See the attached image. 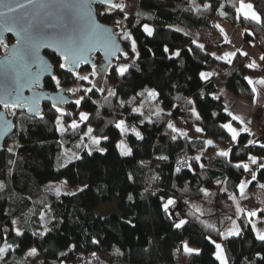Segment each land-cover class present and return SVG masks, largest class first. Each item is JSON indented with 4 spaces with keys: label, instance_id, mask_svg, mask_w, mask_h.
I'll return each instance as SVG.
<instances>
[{
    "label": "trees",
    "instance_id": "trees-1",
    "mask_svg": "<svg viewBox=\"0 0 264 264\" xmlns=\"http://www.w3.org/2000/svg\"><path fill=\"white\" fill-rule=\"evenodd\" d=\"M192 1L121 0L119 5L123 11L115 8V20L131 31L140 55L136 57L124 44L131 59L122 58L120 63L131 65L134 60L138 70L130 66L125 76L120 77L112 69L103 92L93 89L84 95L90 99L67 109L65 113L74 115L62 117L65 128L73 118L78 119L80 111L89 113V119L79 122L75 131H58L50 105L44 106V120L31 117L25 111L18 113L12 136L16 138V146L11 152L6 147L0 153V183L4 185L0 188V244L11 245L0 264L74 261L78 264H220L209 236L222 244L228 264H264L261 259L264 242L256 238L247 215L238 217L241 234L228 236L222 226L211 224V215L199 211L201 207L218 210L222 202L240 192L237 185L246 171L233 167L235 163H246L251 155L264 157L259 144L245 148L250 139L247 133L232 144L231 134L222 127L223 123L233 121L232 115L224 111L226 105L222 98L215 99L217 89L223 86L237 98L253 102L255 92L244 77L258 75L260 69L247 68L248 59L241 55L231 63L218 59L224 57L226 37L217 24H211L215 19L217 22L226 20L234 27L245 26L248 29L246 40L252 36L257 38L264 56V0H251L261 16L260 23L236 11L241 0H195L197 5ZM205 4L212 7L205 8ZM111 20L108 16L101 19L108 24ZM145 24L153 29L152 36L143 31ZM193 40L195 44L191 43ZM197 44L204 45L203 50ZM165 46L168 53L163 52ZM189 48L192 50L188 51ZM175 50L181 51V57L168 59ZM47 55L52 58L63 85L75 84L78 76L64 73L56 64V60L62 61L56 55ZM206 70L211 71L212 76L204 80L199 72ZM51 83L52 80H46V88L52 89ZM85 85L92 87L89 82ZM152 90L170 113L156 114L150 121L140 123L139 116L132 110ZM109 92L116 95L110 96ZM191 108L199 113V120ZM261 111L259 121L264 134V107ZM124 119L133 120L143 137L139 139L135 133L128 135L132 149L129 156L118 148L121 133L115 127ZM177 121L183 125V132L167 127V123ZM87 127H91L98 138L109 137L104 141L106 151H92L88 155L82 146L81 159L63 168L56 167L62 150L79 145ZM197 128L204 131L197 132ZM172 136H176L175 141ZM209 139L213 141L211 145L203 143ZM224 147L232 149L227 158L218 155ZM196 155H201L199 162L190 159ZM160 156L167 159H158ZM178 160H188L191 169L182 167L181 172L176 173ZM257 176L252 186L264 184V169L257 172ZM62 179L73 186L87 184L89 187L75 196H57L44 189V184ZM217 179L221 184L215 183ZM205 188L209 190L208 196L201 191ZM154 189H157L156 196L152 195ZM129 194L133 196L131 201ZM211 194L214 197L210 200ZM160 195L177 201V210L187 221L182 228L172 226V221L158 208L157 196ZM114 199L118 212L104 217L97 214L101 204ZM47 209L51 211L52 220L48 225L51 231L43 236L33 235L43 233L40 214ZM219 213L220 210L213 214L214 219ZM18 218L26 219L23 236L16 235L12 223ZM128 220L132 221L131 225L126 223ZM207 225H213L224 235L218 236L214 228ZM93 240L99 243H92ZM184 242L189 247L199 248L200 252L186 253ZM30 248L37 250V256L28 255ZM62 252L64 256L60 255ZM78 253L83 255L81 259H77Z\"/></svg>",
    "mask_w": 264,
    "mask_h": 264
},
{
    "label": "snow or ice",
    "instance_id": "snow-or-ice-1",
    "mask_svg": "<svg viewBox=\"0 0 264 264\" xmlns=\"http://www.w3.org/2000/svg\"><path fill=\"white\" fill-rule=\"evenodd\" d=\"M111 3V0H100V4H107ZM76 6L74 5H64L61 11L60 19L63 21V24L60 26L69 29L67 35H56L53 37H48L44 35V32L46 29H54L57 27V23H55L52 19H49L53 15L51 11H48L49 5L44 2V0H0V24H2L5 28V30L8 33H15L16 37H19L15 41L17 47L13 49V52L11 56L6 57V66L9 67L12 72L15 74L16 79H19L20 75V69L23 70L24 75L26 76L28 80V84L25 86H28L31 88V84L33 79L39 80V77L43 75L45 71H50V68L48 65H46L43 62V59L39 55L40 48H55L56 52H59L60 55L63 57L64 62L61 63L58 60H56L57 67L59 69H65L67 68L69 72H76V68L83 62L84 64H89L91 63V68L92 72L91 75L95 76L97 75V70L99 66V62L103 60L104 57H109V62L111 63V58L117 57V53H123V57L127 59H131L129 57V52L126 51L123 47H121L122 44H126L130 51L136 56L139 57L140 53L137 52V41L133 39L132 33L129 30L124 29L121 26V21L117 20L114 21L113 27L114 28H119L118 33H112L111 29L108 30L110 34H101L100 32L97 31L99 28V25L94 24V23H89L85 22L83 26H81L79 29H75L71 27L72 19H73V9ZM117 8H121V11H123L121 5H116ZM205 8H211L212 6L210 4H205ZM253 4L252 3H244L243 0H241L239 7L236 8V11L238 13H243L245 18L251 19L253 21H256L257 23L261 22V16L256 12V11H250L253 9ZM197 11H199V8H197ZM223 14V13H222ZM124 18L127 19V13H124ZM143 31L147 33L148 36H152L153 34V29L150 28L147 24L143 26ZM176 31H179L177 29ZM184 35H187L185 33ZM11 36L8 39V42L6 43L3 37H0V45H3L5 49H7L8 44L11 43ZM191 43L195 44L196 41H191ZM175 47V46H174ZM197 47L201 50H203L204 45L202 44H197ZM192 49L189 48L188 51H191ZM100 51L103 52L102 57H97L95 62H91L88 59L89 53ZM164 53H168L169 49L167 46L163 48ZM214 55V53H213ZM234 53L229 52L226 53L224 57H217L218 59H228V62L231 63L230 57H232ZM245 56L248 55V53H244ZM173 56L176 57H181V51L180 50H175L169 55L167 58L172 59ZM54 58V57H53ZM260 60L264 61V56L260 57ZM36 65V72H32V66ZM137 67L135 65V61L133 60L132 64L130 65L129 63H118L113 71L114 74L119 75L120 77H124L125 73L128 72L129 67ZM247 68L249 69H254L260 67L259 64L255 60H252L250 63L246 65ZM211 75L209 72H204L201 71L199 72V76L208 79V77ZM78 79L81 81H89V76L83 75L80 76L77 73ZM52 81H54V85L56 88H59L61 85V81L56 77V75H52L51 77ZM190 79V78H189ZM248 81L249 84H253L254 81L250 77H244ZM91 83V81H89ZM261 84H264V78H261L260 80ZM99 81L96 83L92 84V87L90 88H74V87H66L62 88L61 92L62 93H72L76 98L74 100V104L76 106H80L81 102L84 101L85 99H90L88 96H80L78 95L81 91H84L86 94L91 93L93 89L95 88L96 91L103 92L104 89L99 87ZM253 92H256L255 87L252 89ZM23 93V86L20 87L17 91V96L14 101L9 102L7 99L0 100V104H3L5 109H16V108H22L24 105L21 103L22 100H26L22 96ZM32 102L33 104L39 103V98L44 95V93H37L35 89H32ZM110 96H115V92H109ZM151 95L153 97H156L158 94L153 91L151 92ZM59 99L63 102H67L66 98L64 95H61ZM107 100V97L105 98ZM215 99H219V97H215ZM123 102H121L122 104ZM192 101H189V104H191ZM174 107V106H173ZM30 111H35L36 114H39V109H32L31 106H29ZM52 109H54L53 112V119L54 123L57 125H60L58 128L59 131L65 132L68 131L69 129L75 131L79 127V122L82 121H87L89 119V113L80 111L78 115V119L73 118L71 120V124L68 125L67 128L63 127L61 125V117L63 116H68V117H73L72 112H67L65 113L63 108H57L55 99L53 100L52 104ZM134 112L140 111V109H133ZM158 110L157 114H159ZM190 111L195 115L196 119H200L199 113L196 112L195 108H191ZM225 112H227V108L224 109ZM55 113H59V115H56ZM13 116H16L17 113L13 111L11 113ZM99 115V113H97ZM212 115H217L216 113H212ZM231 115V113H229ZM44 116L41 115L40 119L44 120ZM233 119L239 120L241 124L244 123L243 119L239 116L233 117ZM143 123V121H141ZM124 120H120L119 123L115 124V127L120 130L121 133L125 132L126 129L124 128ZM168 128H173L172 123H167ZM222 127L226 129L230 134H231V140L232 141H237V137L240 135V132L237 131L236 128L232 126L231 123H223ZM179 131L178 129H176ZM93 129L88 128V133H92ZM135 131V130H134ZM197 132H203L204 130L201 128L196 129ZM241 131L245 133H249L251 131L250 128L244 127L241 129ZM135 135L139 139H143V137L140 135L139 132H135ZM183 136H187V133H181ZM102 139L107 141L109 137L107 135H103ZM171 139L173 141L176 140V136H172ZM92 143L95 145L100 144V139L93 137L92 138ZM203 143H206L208 145H211L213 143L212 140H206L203 141ZM123 141L120 142V145L122 146ZM259 144V148L261 150H264V143H261L258 140L255 139H249L247 140V144L245 145V148L247 145H252L256 146ZM84 147H88L87 145H84ZM244 150V149H241ZM8 152L12 151V148L7 149ZM98 151H105L104 148H99ZM232 151L231 148H229L227 151H220L218 155L220 157H229L230 152ZM92 154V149L89 148L88 150V155ZM123 155L129 156L131 155V150L123 151ZM76 160L81 159L80 157H75ZM158 159L161 160H166L167 157L165 156H160ZM194 162H199L201 160V155H196L194 157L190 158ZM249 161L251 164L256 165L255 170H250L249 169V164L248 163H235L233 167L235 168H242L244 171L249 172L250 174V179L249 180H241L237 187L240 190V195L244 196L245 195V188L247 184H251L253 181L257 180V172H259L261 169H264V159H258L257 156L251 155L248 157ZM72 160L69 159L65 162V164L60 165V168L66 167L68 164H71ZM201 168L204 167L203 164L199 165ZM188 168L191 169L192 165L189 163L188 160H178L177 161V167L175 168V172L179 173L181 172V168ZM59 171V168L57 169ZM203 175L204 173H200ZM130 180L132 179L131 175L128 177ZM216 184H221V181L217 179L215 181ZM262 188H264V185H260ZM4 185L0 183V188H3ZM89 186L87 184H84L83 187H78L76 191H69L66 192L65 195L67 196H75L76 192L83 193ZM49 191H55L56 195L59 196L60 189L59 188H49ZM147 191V189H145ZM201 191L204 192L205 196H208L209 190L208 189H201ZM226 191V189H224ZM143 195V194H141ZM152 195L156 196V192H153ZM232 200H235L236 197L230 196L229 197ZM128 200H133V196L131 194L128 195ZM157 201H158V208L162 209L164 214L169 218V220L172 221V226H174L177 229L182 228L187 221L184 218H181L180 211L177 210V201L173 199L172 197H165L164 195L157 196ZM171 207V211H170ZM237 211L243 214V209L237 205ZM264 211V210H261ZM257 216V211L256 210H249L247 212V217L252 218ZM40 218L43 220L44 219V214H40ZM228 219H231V217H228ZM249 224H251V227L253 230L256 229V224L251 220L248 219L247 221ZM13 224L16 223V221H12ZM128 224H132L131 220L126 221ZM243 223V222H242ZM135 227V225H132ZM208 227H213V225H207ZM214 230L217 232L218 236L224 235L222 232L219 231V229ZM51 231L47 225L45 226L44 232L43 233H33V235H38V236H43L44 234L48 233ZM16 235L17 236H23L24 233L19 229H15ZM241 234V228L239 226H236L234 230H230L228 235L229 236H239ZM256 238L262 242H264V232L257 231L256 232ZM209 240H211V243L215 245V248L218 250L215 252L216 258L221 261V264H228V258L225 256L222 245L220 243H217L216 240L212 239L210 236L208 237ZM92 243L98 244V240H93ZM183 249L186 253L192 254L196 253L198 254L200 252L199 248H193L189 247L187 242L183 243ZM72 248L75 247V245L71 246ZM9 248H11V245H7L6 247H0V259L3 258L4 253L8 252ZM36 253V249L32 248L29 251V255H34ZM259 255V253H257ZM61 256H64L65 253H60ZM262 260H264V257H261Z\"/></svg>",
    "mask_w": 264,
    "mask_h": 264
},
{
    "label": "water",
    "instance_id": "water-1",
    "mask_svg": "<svg viewBox=\"0 0 264 264\" xmlns=\"http://www.w3.org/2000/svg\"><path fill=\"white\" fill-rule=\"evenodd\" d=\"M23 2V0H21ZM46 4L49 5L48 11H51L53 15L49 17V19H52L55 23H57V27L54 29H46L44 32L45 36L53 37L56 35H67L69 29H65L61 27L60 25L63 24V21L60 19L61 11L64 5H74L76 6L73 9V19L71 23V27L75 29H79L81 26L85 24V22L94 23L99 25V28L97 29L98 32L101 34H110L108 32L109 29H111L112 33H118L119 28H114L113 25L104 23L100 20L98 16V10L97 8L99 6L109 7L111 9H115L116 5L118 4V0H111V3L107 4H100V0H44ZM12 37L11 43L8 44L7 49H5V53L0 56V100L7 99L9 102L14 101L17 96V91L20 87L23 86V93L22 96L26 98V100H22L21 103L24 105L22 108H16L13 109L18 115L20 112H26L31 117H36L40 119V116H44V110L43 105L45 103H48L51 105L53 104V100L55 99V103L57 108H65L67 105H70L71 103H74L75 96L70 93H62L61 89L58 88L55 91L50 90L45 87L46 80L51 79L52 75H56L57 77V71L56 66L52 62V58L47 55V53H50L51 55H56L63 63V57L60 55L59 52H56L55 48H40L39 55L43 59V62L49 66L50 71H45L43 75L39 77V80L33 79L31 88L28 86H25L28 84V80L26 76L24 75V72L22 69H20V75L19 79H16L15 74L12 72V70L6 66V57L11 56L13 49L17 47L15 41L19 39V37L15 36V33H8L4 26L0 24V37H3L5 42H8V38ZM4 47V46H3ZM126 50V47L124 44L121 45ZM127 51V50H126ZM103 52L96 51L89 53L88 59L91 62H95L97 57H102ZM117 57L119 59L113 57L111 58V63L109 62V57H104L103 60L99 62L97 75H95L94 79L91 82L92 84L99 81V87L104 89V82L109 78V73L114 67L121 61L123 57V53H117ZM87 69L91 68V63L84 64L81 62V64L76 68V72H69L67 68L62 69V71L65 73H68L69 75L76 76L77 73L81 71V69ZM36 65L32 66L31 71L36 72ZM58 78V77H57ZM32 89H35V91L39 93H44L42 97L39 98V103L33 104L32 102ZM95 89V88H94ZM96 90V89H95ZM99 92V91H98ZM61 95H64L67 102H63L59 99ZM78 95L81 96V93ZM29 106L32 107V109H39V114H36L35 111H30ZM12 109V108H11ZM65 110V109H64ZM16 115V116H17ZM16 116H10L8 112L5 110L3 104H0V153L5 151L6 148V141L14 135V132L16 130V124L15 117ZM1 246V244H0Z\"/></svg>",
    "mask_w": 264,
    "mask_h": 264
},
{
    "label": "rangeland",
    "instance_id": "rangeland-1",
    "mask_svg": "<svg viewBox=\"0 0 264 264\" xmlns=\"http://www.w3.org/2000/svg\"><path fill=\"white\" fill-rule=\"evenodd\" d=\"M120 2H121V0H118V5L120 4ZM192 3L197 5L195 0H193ZM99 10H100V15L98 14V16H99L100 20L103 19L104 17L108 16V17L112 18V20L110 21L109 24L113 25L114 21H117V20H115L116 16H114V14H115L114 10L109 9L107 7L106 8H99ZM207 71H209V70H206L205 72H207ZM91 72H92L91 70H85V71L79 72L78 74L80 76H83V75L89 76V81L92 82V80L94 79L95 76H92ZM89 81H81V80L77 79L74 88H79V87H81L83 89L84 88H90V86L85 85V83H87ZM104 85H105L104 86V89H105L106 81L104 82ZM219 89H222V91H225V92L228 91L223 86H221ZM150 96H151V94H149L147 97L143 98L142 102L139 103L136 108H134V109L138 108V109H140V111L134 112L132 110V112L134 114L139 116L138 120L140 123H141V121H143V122L150 121L154 117V115L157 114L158 110H161V111H159V114H162L164 112L170 113V109L165 107L164 105H162V103L158 99H155V98H153L154 101L152 103V106L146 111L147 105H145V101H146V98L148 99ZM217 96L221 98V95L218 91L216 93V97ZM61 125H63V127H64V120L62 119V117H61ZM123 126L126 129V131L123 133L120 132L121 137H120V141L118 143V145H120V142L123 141L122 146H118V148H119V150H121V152L127 151L130 149L128 135L130 133H135V132L140 133L138 127L133 125V120L128 121L127 119H124V125ZM59 127H60V125H57V128H59ZM88 128H91V127L86 128L87 130L84 133V136L82 139L83 141L81 143H79V145H77L73 148H69V149L64 148L62 150L63 153H62L61 157H59L58 160L56 161V167H59L60 165L65 164V162L69 159H71L72 161L76 160L75 157H77V156L79 157L80 149L82 146L87 151L89 150V148L92 149V151H96V152H100V153H101V151H98L99 148H104L106 151V146L104 143L105 140H103L102 137L98 138V137L94 136L93 131H92V133H88ZM93 137L100 139L99 145H95L92 143ZM5 144H6V147H8V148H14L16 146V138L11 137L9 140L6 141ZM84 145H87L88 147L86 148V147H84ZM228 149H229V147H224L222 150L227 151ZM130 150L132 151V149H130ZM105 151H103V152H105ZM246 163L249 164L250 170H255L256 165H252L249 160ZM249 179H250V174H249V172H246L243 180H249ZM253 183H254V181L251 184L246 185L245 195H247L252 190L251 186ZM257 184H258V186L254 190V193L257 195V198H259V200L256 198L254 200H248V202L243 203V201L240 198H238V197L243 198V196H241L240 192H239V193L233 194L236 197L235 200H232L229 198V200L227 202H222V204L218 207V210L215 209L214 207L207 208V209L201 207V208H199V211L206 212L207 214L211 215V218L209 219L211 224L213 223L215 225L222 226L224 234L228 235L230 230H234L236 226L240 227V222L238 220V217L244 215V214L237 211V205H239V207L244 210L243 213L244 212L247 213V211H249V210L260 211V209L264 208V188H262L260 186V185H264V184L263 183H257ZM44 185H45L44 189L48 192H49V190H48L49 188H53V189L59 188L60 193H61L60 195L65 194L66 192H69V191H76V189L78 187H83V185L73 186L72 184H69L66 179H62V180H59L57 182L50 181L49 183L44 184ZM50 192H52L54 195H56L55 191H50ZM76 193H78V192H76ZM213 197H214V195L211 194V196H209L210 200L213 199ZM258 201H261L263 206H261V204H259ZM219 210L221 213H219V215L217 217H215L216 219H214L213 214H216L217 212H219ZM115 211H117V200L116 199H114L113 203L109 202V203L101 204L100 207L97 209V214L104 217L110 213H114ZM43 214H44V219H43V227L42 228L44 230L46 225L48 227V224L50 223L52 217H51V211L49 209L45 210L43 212ZM228 217H231V219H228ZM259 219H261V220L254 222L256 224V229H255L256 231H260L259 229L264 230V227H263L264 223L263 224L260 223L261 221H264V217L261 216ZM25 222H26L25 218H18V220L16 221L15 229L19 228L21 231H24L25 230L24 229ZM0 247H5V245H2ZM30 249H32V248H30ZM29 251L30 250H28V253H29ZM37 254H38V252L36 250V253L34 255H31V256L35 257V256H37ZM0 261H1V259H0ZM63 264H78V263H77V261H74V262H69V263L64 262Z\"/></svg>",
    "mask_w": 264,
    "mask_h": 264
},
{
    "label": "crops",
    "instance_id": "crops-1",
    "mask_svg": "<svg viewBox=\"0 0 264 264\" xmlns=\"http://www.w3.org/2000/svg\"><path fill=\"white\" fill-rule=\"evenodd\" d=\"M249 1L243 0L244 3H252L251 0H249ZM253 6H254V4H253ZM250 11H256V10L253 7V9H251ZM241 14L244 16V14L242 12H241ZM217 26L221 29L224 37H226V48H227L226 53H229V52L234 53V55L232 57H230L231 61L235 60L237 55H241L242 57L249 59L250 62L252 60H255L257 62V64L260 65V67L254 68L256 70L260 69V74L248 76V77L252 78V80L254 81L253 84H250L252 89H253V87H255V89H256L253 102L248 103L246 101H243L242 99L237 98L233 92H231L229 90L227 92L222 91V89H219L220 87L217 89V91L220 93L223 102H225L227 112L231 113L232 118L235 116H239L244 121L243 124H241L240 121L236 120V119H233V121L235 120L234 122L233 121L229 122L232 124V126L234 128L237 129V131L240 132V135L237 137V141H238L239 137L241 136V134L245 133V132L241 131V129H243L244 127H248L251 129V131L249 133H247L250 135V139H255V140L260 141L261 143H264V138H263L264 134H263V131L261 128V122L259 121V117H260L261 112H262L261 110L264 107V84L260 83L261 78H264V61L260 60V57L263 56V53H262L261 48L259 46V44H260L259 40L253 36L250 40H246L245 35H246L248 29L245 26L234 27V26H231L226 20L221 21V22H217ZM244 53H248V55L245 56ZM226 60H228V59H226ZM207 72L211 73V75L208 77V78H210L212 76V72L211 71H207ZM204 80H206V79H204ZM153 91L154 90L150 91L148 93V95L151 94V92H153ZM147 96H145V97H147ZM153 98L157 99L158 95L156 97H153L151 95L148 99L146 98V101H145V105H147L146 111L152 106V103L154 101ZM173 126H174L175 130L176 129L179 130L178 132H183V130H184L183 125L179 121L175 122V124H173ZM237 141H232V144H235ZM258 159H264V157L263 158L258 157ZM257 186H258V184H254V186H251L252 190L247 195L243 196V198H241V197H238V198H240L243 201V203L248 202V200L256 199L257 195L254 193V190L257 188ZM257 199L259 200V198H257ZM258 202H259V204H261V206H263L261 201H258ZM111 203H113V201H111ZM170 210H172V209H170ZM261 210H264V208L260 209V211H257L256 217L250 218L253 222L260 221L261 219H259V218L261 216L264 217V211H261ZM243 214L247 215L246 212H244ZM260 223L263 224L264 221H261ZM15 226H16V223H15ZM259 230H260V232H264L263 229L262 230L259 229ZM42 232H44V230H42ZM255 232H257V231L255 230ZM222 249L224 252L223 246H222ZM216 251H218V250L216 249ZM224 254L226 256L225 252H224ZM219 262L221 264V261H219Z\"/></svg>",
    "mask_w": 264,
    "mask_h": 264
},
{
    "label": "flooded vegetation",
    "instance_id": "flooded-vegetation-1",
    "mask_svg": "<svg viewBox=\"0 0 264 264\" xmlns=\"http://www.w3.org/2000/svg\"><path fill=\"white\" fill-rule=\"evenodd\" d=\"M107 7V6H106ZM106 7H104V6H99L97 9H99V8H106ZM107 8H109V7H107ZM109 9H111V8H109ZM112 10H114V12H115V10L116 9H112ZM12 38V37H11ZM9 39V38H8ZM5 48L3 47V45H0V56L1 55H3L4 53H5ZM120 63V62H119ZM85 70H91L90 68H87V69H81V71L80 72H82V71H85ZM92 71V70H91ZM77 76V75H76ZM59 79V78H58ZM52 84V86H51V88L52 89H50V90H53V91H55L56 89H58V88H56L55 87V85H54V81H53V83H51ZM75 86V84H73V85H63V82H61V85H60V87L59 88H66V87H74ZM45 87H46V85H45ZM79 88H81V87H79ZM81 89H83V88H81ZM81 93V96H84L85 95V92L84 91H81L80 92ZM70 94H72V93H70ZM45 105H50V104H48V103H45L44 105H43V110H44V106ZM72 105H74L75 106V104L74 103H71L70 105H67L64 109V111H66L67 109H69V108H71L72 107ZM50 107H51V105H50ZM6 111H8V114L10 115V116H12V112H13V109H11V108H9V109H5ZM54 110V109H53ZM16 118V117H15Z\"/></svg>",
    "mask_w": 264,
    "mask_h": 264
},
{
    "label": "built area",
    "instance_id": "built-area-1",
    "mask_svg": "<svg viewBox=\"0 0 264 264\" xmlns=\"http://www.w3.org/2000/svg\"><path fill=\"white\" fill-rule=\"evenodd\" d=\"M211 24H212L213 26L216 25V24H217V20H215V19H214V20H211ZM226 52H227V48H225V49L223 50V54L225 55ZM246 63H247V64L250 63V60L248 59ZM216 70H217L218 73L221 71L219 67H218ZM153 191L157 193V189H154ZM82 257H83L82 253H78V255H77V259H81ZM37 264H39V263H37Z\"/></svg>",
    "mask_w": 264,
    "mask_h": 264
}]
</instances>
